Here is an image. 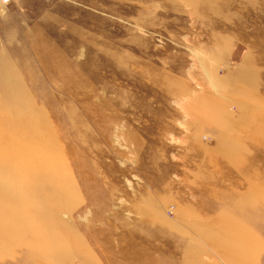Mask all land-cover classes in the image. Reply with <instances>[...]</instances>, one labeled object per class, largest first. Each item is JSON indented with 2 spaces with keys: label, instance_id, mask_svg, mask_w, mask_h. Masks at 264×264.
<instances>
[{
  "label": "rangeland",
  "instance_id": "1",
  "mask_svg": "<svg viewBox=\"0 0 264 264\" xmlns=\"http://www.w3.org/2000/svg\"><path fill=\"white\" fill-rule=\"evenodd\" d=\"M0 0V264H264V0Z\"/></svg>",
  "mask_w": 264,
  "mask_h": 264
},
{
  "label": "built area",
  "instance_id": "2",
  "mask_svg": "<svg viewBox=\"0 0 264 264\" xmlns=\"http://www.w3.org/2000/svg\"><path fill=\"white\" fill-rule=\"evenodd\" d=\"M2 3L3 4H8V3H10V0H2Z\"/></svg>",
  "mask_w": 264,
  "mask_h": 264
},
{
  "label": "bare ground",
  "instance_id": "3",
  "mask_svg": "<svg viewBox=\"0 0 264 264\" xmlns=\"http://www.w3.org/2000/svg\"><path fill=\"white\" fill-rule=\"evenodd\" d=\"M2 2V1H1Z\"/></svg>",
  "mask_w": 264,
  "mask_h": 264
}]
</instances>
